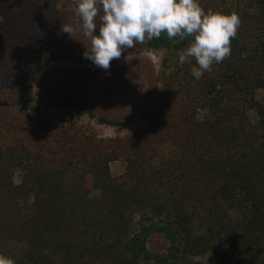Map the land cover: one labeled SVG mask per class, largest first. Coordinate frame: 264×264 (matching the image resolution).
<instances>
[{
	"label": "trees",
	"instance_id": "obj_1",
	"mask_svg": "<svg viewBox=\"0 0 264 264\" xmlns=\"http://www.w3.org/2000/svg\"><path fill=\"white\" fill-rule=\"evenodd\" d=\"M62 1L0 0V257L13 264H176L210 253L215 264H264V101L256 96L264 88V0L257 4L258 33L237 28L231 54L211 71L194 78L193 58L161 72L163 100L148 114L143 138L126 142L100 141L78 127L85 115L114 127L125 122L98 116L74 97L47 103L70 109L62 122L35 110V81L50 61L92 63L84 58L91 38L83 34L76 0L65 10ZM216 2L199 0L205 12L236 14ZM7 18L15 22L5 31ZM191 40L162 33L122 53L181 51ZM117 160L127 167L114 177L110 164ZM30 163L39 171L16 183V170ZM152 190L163 197L150 209L159 222L129 236L126 211ZM228 201L244 209L245 220L196 234L190 202L211 217L210 205L224 210ZM152 233L170 242L167 254L148 252Z\"/></svg>",
	"mask_w": 264,
	"mask_h": 264
},
{
	"label": "rangeland",
	"instance_id": "obj_2",
	"mask_svg": "<svg viewBox=\"0 0 264 264\" xmlns=\"http://www.w3.org/2000/svg\"><path fill=\"white\" fill-rule=\"evenodd\" d=\"M257 4L259 5L258 0L254 2L249 0H223L221 3L217 0L214 6L227 7L230 12L241 14L242 16H239L240 24L237 28L247 26L248 31H253L256 34L258 33V25H255L257 24L255 20L261 17L259 14L262 11ZM71 7V0H64L60 4V8L63 10ZM220 10L218 9L216 13H221ZM7 21L5 31L14 27L15 19L9 21L7 18ZM249 24L251 26H248ZM246 35L247 33L244 35V41L249 38ZM251 39L249 45L254 44L255 39H253V36ZM181 51L130 49L128 52L122 53L120 58L113 59L107 70L92 63L82 65L77 62L50 61L35 81L34 96L38 100L35 110L44 116L47 121L62 122L63 118H68L70 109L64 107L52 108L47 103L58 98L71 96L84 102L98 116L125 122L122 126L114 127L100 124L96 119H92L87 115L77 118V126L88 129L98 140L110 142L119 139L126 142L135 136L143 138V135L146 134L145 127L148 123V114L156 112V107L160 105L164 97L161 96L163 86L161 72L182 66L178 62ZM256 96L260 101H264V88L259 89ZM34 114L33 117L36 121L39 120L38 114ZM203 114L204 111H198L197 117H201ZM248 114L253 121H256L257 116L254 111H249ZM136 139L134 141H137ZM126 167L127 163L123 160H117L110 164L111 173L114 177L124 174ZM38 171V164H27L25 167L16 170L14 181L20 183L27 176H31ZM161 200H163L161 192L152 190L150 194L140 199L139 204L127 209L129 225L127 232L129 236L137 232L143 225L148 226L151 223L159 222V218H156L154 213L150 212V209L153 205L160 203ZM189 207L197 215L195 231L196 234L200 235L208 230V226L218 227L225 221L235 223L238 220L244 221L246 218L244 209L232 201L224 204V210L210 205L209 207L215 210L214 215L211 217L208 216V211L205 212L201 209L200 205L195 207L190 202ZM170 246V242L163 234L152 233L146 248L151 255H157L167 254ZM127 260L130 261L131 256H127ZM134 264H145V261L139 260ZM176 264H215V259L211 257L210 253H206L196 258L195 256H188L177 261Z\"/></svg>",
	"mask_w": 264,
	"mask_h": 264
},
{
	"label": "clouds",
	"instance_id": "obj_3",
	"mask_svg": "<svg viewBox=\"0 0 264 264\" xmlns=\"http://www.w3.org/2000/svg\"><path fill=\"white\" fill-rule=\"evenodd\" d=\"M100 10L103 15L97 30L95 18ZM75 11L83 34L91 38V51L87 49L84 58L93 65L107 70L123 50L164 33L170 40L192 38L178 62L183 65L194 58L191 74L196 79L231 54L230 41L240 24L236 14L205 12L199 0H76ZM73 30L71 25L62 26L66 33ZM0 264L13 261L0 257Z\"/></svg>",
	"mask_w": 264,
	"mask_h": 264
}]
</instances>
